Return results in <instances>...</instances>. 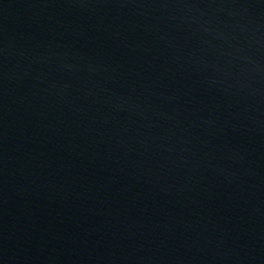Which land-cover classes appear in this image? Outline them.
<instances>
[{
	"label": "water",
	"instance_id": "obj_1",
	"mask_svg": "<svg viewBox=\"0 0 264 264\" xmlns=\"http://www.w3.org/2000/svg\"><path fill=\"white\" fill-rule=\"evenodd\" d=\"M0 264H264V0H0Z\"/></svg>",
	"mask_w": 264,
	"mask_h": 264
}]
</instances>
